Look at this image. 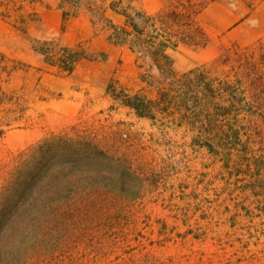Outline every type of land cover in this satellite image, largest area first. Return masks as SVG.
I'll list each match as a JSON object with an SVG mask.
<instances>
[{"label":"rangeland","instance_id":"obj_1","mask_svg":"<svg viewBox=\"0 0 264 264\" xmlns=\"http://www.w3.org/2000/svg\"><path fill=\"white\" fill-rule=\"evenodd\" d=\"M169 2L124 0L123 6L152 16ZM25 10L36 13L25 33L0 20L2 108L22 117L0 137V173L30 145L62 134L92 139L122 160L123 171L118 183L71 200L53 254L21 264H264V198H258L264 192L245 195L239 188L244 177L236 186L234 177L221 174L222 163L201 141L217 142L233 159L236 152L223 134L204 133L192 94L186 104L176 95L153 121L136 117L106 89L114 84L154 99L159 76L147 62L110 43L105 23L91 18L83 3L65 23L62 11L71 13L66 0H38ZM200 43L181 45L174 69L182 75L199 68L220 89L219 103L232 101L230 119L215 120L220 128L229 119L247 129L241 140L250 139L254 172L264 175V33L243 45L225 33L209 44L205 34ZM64 48L77 55L71 73L61 69Z\"/></svg>","mask_w":264,"mask_h":264},{"label":"trees","instance_id":"obj_2","mask_svg":"<svg viewBox=\"0 0 264 264\" xmlns=\"http://www.w3.org/2000/svg\"><path fill=\"white\" fill-rule=\"evenodd\" d=\"M66 1L71 3V13L62 11L63 23L70 16L77 15L78 7L83 3L91 18L105 23L110 43L127 47L137 60L147 62L159 76L154 99L138 93L128 94L109 84L106 93L112 101L138 118L153 121L158 111L166 110L172 102L176 103L178 97L186 104L190 102L188 94H192L191 105L198 109L197 116H203L205 120L201 125L204 133L223 134L229 139L226 143L236 152L233 159L217 142L208 138L201 141L207 153L222 163L221 174L234 177L236 186L240 182L237 179L244 177L239 188L245 195L256 189L264 192V175L254 172L255 164L249 156L252 143L250 139L241 140L240 132L247 129L235 125L237 121L229 120L232 101L226 106L219 103L220 89L199 68L182 75H177L174 69V54L178 48L188 43L198 46L200 39L205 38L197 19L205 4L202 0H170L166 10L152 16L129 4L123 6L124 0ZM36 3L38 0H0V20L25 33L26 25L36 16L32 11L26 13L25 8H32ZM108 13L121 17V23H114L106 16ZM91 22L94 24L92 19ZM63 51L61 69L71 73L78 61L77 55L68 48ZM228 88L223 90L229 92ZM4 95L0 87V137L22 119L13 109L2 108ZM9 114L12 117H8ZM220 116L229 118L225 127L220 128L215 120ZM122 171L123 162L119 157L81 135L50 136L18 153L0 173V264H21L27 257L40 259L53 254L57 246L58 224L71 200L86 190L118 183ZM258 196L264 198L263 193ZM18 248L24 249L23 255L17 254Z\"/></svg>","mask_w":264,"mask_h":264},{"label":"crops","instance_id":"obj_3","mask_svg":"<svg viewBox=\"0 0 264 264\" xmlns=\"http://www.w3.org/2000/svg\"><path fill=\"white\" fill-rule=\"evenodd\" d=\"M198 21L208 44L225 33L232 43L243 45L264 33V0H206Z\"/></svg>","mask_w":264,"mask_h":264}]
</instances>
